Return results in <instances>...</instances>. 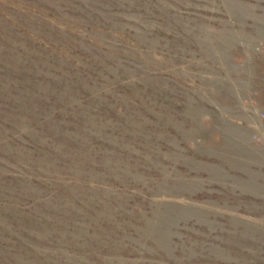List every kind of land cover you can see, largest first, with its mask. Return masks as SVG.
<instances>
[{
  "label": "rangeland",
  "instance_id": "374dc122",
  "mask_svg": "<svg viewBox=\"0 0 264 264\" xmlns=\"http://www.w3.org/2000/svg\"><path fill=\"white\" fill-rule=\"evenodd\" d=\"M0 264H264V0H0Z\"/></svg>",
  "mask_w": 264,
  "mask_h": 264
}]
</instances>
